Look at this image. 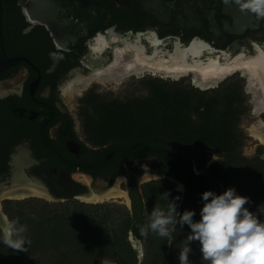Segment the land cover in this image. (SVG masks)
<instances>
[{
    "label": "flooded vegetation",
    "instance_id": "flooded-vegetation-1",
    "mask_svg": "<svg viewBox=\"0 0 264 264\" xmlns=\"http://www.w3.org/2000/svg\"><path fill=\"white\" fill-rule=\"evenodd\" d=\"M3 6L6 53L21 57L0 70V210L8 220L5 200L106 204L139 230L153 207L169 201L199 221L205 191L234 188L240 195L210 174L222 160L210 149L145 155L144 143L95 142L84 124L98 119L91 98L129 106L151 95L152 82L219 98L221 105L234 94L240 122L245 113H259L264 123V65L257 61L264 19L223 0H4ZM153 182L159 188L151 202L146 185ZM245 207L264 221L260 206ZM177 229L167 244L172 264L191 232L187 225ZM133 230L128 236L143 251ZM190 247V262H203L199 242Z\"/></svg>",
    "mask_w": 264,
    "mask_h": 264
},
{
    "label": "trees",
    "instance_id": "trees-1",
    "mask_svg": "<svg viewBox=\"0 0 264 264\" xmlns=\"http://www.w3.org/2000/svg\"><path fill=\"white\" fill-rule=\"evenodd\" d=\"M151 85L150 96L134 100L129 106L120 102L108 105L99 98H91L98 102L95 109L98 119L85 122L86 132L95 135V142L99 144L108 139L144 143L148 152L142 154H158L165 158L168 152L163 150L166 148L210 149L222 157L211 166L210 174L235 185L241 196L263 208L261 147L253 157L242 154L245 134L239 124L243 110L233 105L230 97L234 94H228L226 103L221 105L219 98L205 100L196 92L172 89L162 82ZM158 188L155 182L147 183L149 201L155 199ZM3 208L9 220L19 218L20 224L27 226L24 236L31 244L27 252H18L0 241V264H102L104 260L110 264H172L166 238L151 231L147 237H142L126 213L106 204L52 206L33 200H5ZM130 228L144 246L141 257L128 236ZM191 264L208 262L199 263L195 259Z\"/></svg>",
    "mask_w": 264,
    "mask_h": 264
},
{
    "label": "clouds",
    "instance_id": "clouds-1",
    "mask_svg": "<svg viewBox=\"0 0 264 264\" xmlns=\"http://www.w3.org/2000/svg\"><path fill=\"white\" fill-rule=\"evenodd\" d=\"M225 4H236L241 12L248 11L257 19H264V0H223ZM167 197H168V193ZM180 197L177 196L176 200ZM204 205L201 219L194 221L195 212L177 211V204L170 202L167 209L155 207L150 213L149 222L139 228L140 235L147 237L149 231L171 246L177 225L182 229L187 225L191 232L180 242V264H191L189 253L192 242H199L201 260L208 264H264V221L245 207L250 202L246 196L229 188L217 195L212 191L202 193ZM264 214V208H259ZM27 226L20 224L19 218L5 220L0 225V241L8 248L27 252L31 241L24 233ZM102 264H110L104 260Z\"/></svg>",
    "mask_w": 264,
    "mask_h": 264
},
{
    "label": "rangeland",
    "instance_id": "rangeland-1",
    "mask_svg": "<svg viewBox=\"0 0 264 264\" xmlns=\"http://www.w3.org/2000/svg\"><path fill=\"white\" fill-rule=\"evenodd\" d=\"M67 100L68 101H74L75 96L71 95L70 97H68ZM260 119H261V116L259 113H245L244 116L242 117L241 122H240V127L245 134V140H244V144L242 146V154L246 157L255 156L258 153L257 151H258L259 147H261V150L259 152V156L264 159V143H262L260 140L256 139L254 137V135L252 134L253 133L252 129L257 126V124L259 123L258 121H260ZM261 131L264 132V128H262ZM115 200L118 201L119 199L116 198ZM96 202H103V201H101V200L97 201L96 200ZM104 202H111V201H110V199H108L107 201H104ZM50 205L56 206V204H50ZM133 246L136 247V244L134 242H133ZM139 256L140 257L142 256V251H140Z\"/></svg>",
    "mask_w": 264,
    "mask_h": 264
},
{
    "label": "water",
    "instance_id": "water-1",
    "mask_svg": "<svg viewBox=\"0 0 264 264\" xmlns=\"http://www.w3.org/2000/svg\"><path fill=\"white\" fill-rule=\"evenodd\" d=\"M3 11H4L3 0H0V70L17 63L21 59V57H10L6 53L4 36H3V27H2ZM185 155H187L186 152ZM5 220L8 219L6 215L0 210V225H2ZM173 262L174 264H180L179 254L177 253L174 254Z\"/></svg>",
    "mask_w": 264,
    "mask_h": 264
},
{
    "label": "bare ground",
    "instance_id": "bare-ground-1",
    "mask_svg": "<svg viewBox=\"0 0 264 264\" xmlns=\"http://www.w3.org/2000/svg\"><path fill=\"white\" fill-rule=\"evenodd\" d=\"M209 68L210 69H212L211 67H215L216 66V64L214 63V62H211V63H209ZM262 128H264V123H261V122H259L258 124H257V126L256 127H254L253 129H252V134L254 135V137L256 138V139H258V140H260L262 143H264V132L263 131H261L262 130ZM119 193H121V192H116V193H114L113 195H118Z\"/></svg>",
    "mask_w": 264,
    "mask_h": 264
},
{
    "label": "snow or ice",
    "instance_id": "snow-or-ice-1",
    "mask_svg": "<svg viewBox=\"0 0 264 264\" xmlns=\"http://www.w3.org/2000/svg\"><path fill=\"white\" fill-rule=\"evenodd\" d=\"M257 61L264 65V52L260 53V56L257 57Z\"/></svg>",
    "mask_w": 264,
    "mask_h": 264
}]
</instances>
